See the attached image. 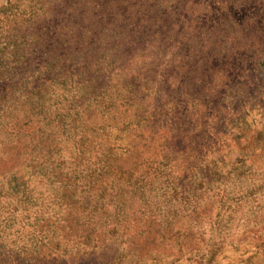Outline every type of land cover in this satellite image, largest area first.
Segmentation results:
<instances>
[{"label":"rangeland","instance_id":"rangeland-1","mask_svg":"<svg viewBox=\"0 0 264 264\" xmlns=\"http://www.w3.org/2000/svg\"><path fill=\"white\" fill-rule=\"evenodd\" d=\"M0 264H264V0H0Z\"/></svg>","mask_w":264,"mask_h":264}]
</instances>
